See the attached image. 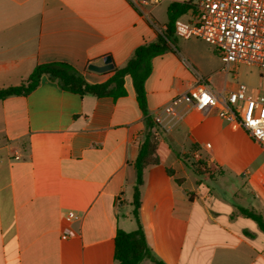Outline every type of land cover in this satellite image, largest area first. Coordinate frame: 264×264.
Segmentation results:
<instances>
[{
    "label": "crops",
    "instance_id": "1",
    "mask_svg": "<svg viewBox=\"0 0 264 264\" xmlns=\"http://www.w3.org/2000/svg\"><path fill=\"white\" fill-rule=\"evenodd\" d=\"M180 16L193 21L196 10ZM165 23L151 24L127 0H0V88L54 61L105 81ZM167 43L145 80L147 112L159 117L158 161L144 167L139 187L146 242L166 264H264V232L239 210L264 220V146L216 108L163 110L198 75L219 93L243 82L256 94L242 81L254 66L226 72L213 49ZM106 56L112 69L88 68ZM124 88L116 97L79 94L44 74L28 93L0 98V264H117L116 230L136 227L134 160L146 129L129 76ZM68 211L73 235L62 238Z\"/></svg>",
    "mask_w": 264,
    "mask_h": 264
},
{
    "label": "built area",
    "instance_id": "2",
    "mask_svg": "<svg viewBox=\"0 0 264 264\" xmlns=\"http://www.w3.org/2000/svg\"><path fill=\"white\" fill-rule=\"evenodd\" d=\"M136 11L151 24V8L163 0H127ZM191 5V0H186ZM193 6V5H192ZM195 20L173 22V33L183 38L192 36L212 45L226 72L233 65L254 66L264 72V0H198L194 6ZM179 102H185L199 110L216 108L222 118L234 120L255 141L264 146V93L248 91L243 82L225 93L216 92L200 75L187 91L172 97L163 110L177 113ZM155 122L159 117L154 118ZM72 211L64 216L66 225L61 237L73 235L68 223L75 218Z\"/></svg>",
    "mask_w": 264,
    "mask_h": 264
},
{
    "label": "trees",
    "instance_id": "3",
    "mask_svg": "<svg viewBox=\"0 0 264 264\" xmlns=\"http://www.w3.org/2000/svg\"><path fill=\"white\" fill-rule=\"evenodd\" d=\"M189 8L194 9V6L186 0L170 1L166 10L168 21L165 23L163 33L159 34L154 41L138 45L125 65L114 67L112 74L105 81L90 83L85 80L81 72L69 63L54 61L36 64L23 83L0 88V98L7 95L26 94L38 84L41 75L45 74L48 78L56 80L61 87L79 94L111 95L116 97L125 94L124 79L126 76L130 77L137 103L145 115L146 129L134 160L135 182L132 204L136 227L128 231L121 228L116 230L114 236V260L117 264H141L145 259L152 264H166L156 257L148 246L137 213L143 169L146 165L158 161L155 154L158 141L154 132L156 125L147 112L145 80L151 71L152 58L170 48L167 41H170V36L173 35L174 20ZM199 161L202 160L199 159ZM197 163L199 162H192L190 166L195 169ZM239 210L245 216L253 219L259 229L264 232V220L258 212L242 206H239Z\"/></svg>",
    "mask_w": 264,
    "mask_h": 264
},
{
    "label": "rangeland",
    "instance_id": "4",
    "mask_svg": "<svg viewBox=\"0 0 264 264\" xmlns=\"http://www.w3.org/2000/svg\"><path fill=\"white\" fill-rule=\"evenodd\" d=\"M197 2L198 0H191V3L193 6H195ZM167 4H168V1L163 0L162 2L158 3L155 6V9L151 12V19L153 21L155 20L158 25H161V23L164 21L166 22L168 21L167 11H166ZM179 17L182 20L187 19L186 16H179ZM164 29L165 27L161 29L160 34L163 33ZM170 42H172L174 45H177L178 47L180 46L190 51H206L207 48H210V49H213L215 53L217 54L216 49L212 45L208 44L207 42H205L203 39L199 37L192 36L190 38H183L173 33V35L170 36ZM221 66H222V63L218 56V69L219 70H221ZM251 69H253L254 71H252L251 73H247L246 74L247 78H244L242 81L244 80L251 81L252 85L257 88L258 93H264V86L259 81V76L264 75V73L259 71L258 68L256 67H252Z\"/></svg>",
    "mask_w": 264,
    "mask_h": 264
},
{
    "label": "water",
    "instance_id": "5",
    "mask_svg": "<svg viewBox=\"0 0 264 264\" xmlns=\"http://www.w3.org/2000/svg\"><path fill=\"white\" fill-rule=\"evenodd\" d=\"M114 67V64L111 61L109 56H106L103 60L102 64H89L88 68L95 71H107Z\"/></svg>",
    "mask_w": 264,
    "mask_h": 264
}]
</instances>
